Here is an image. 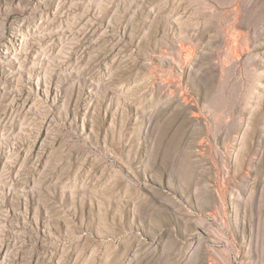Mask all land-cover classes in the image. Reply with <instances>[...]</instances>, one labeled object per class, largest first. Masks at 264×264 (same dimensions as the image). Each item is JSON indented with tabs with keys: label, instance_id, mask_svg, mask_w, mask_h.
<instances>
[{
	"label": "rangeland",
	"instance_id": "1",
	"mask_svg": "<svg viewBox=\"0 0 264 264\" xmlns=\"http://www.w3.org/2000/svg\"><path fill=\"white\" fill-rule=\"evenodd\" d=\"M0 264H264V0H0Z\"/></svg>",
	"mask_w": 264,
	"mask_h": 264
}]
</instances>
